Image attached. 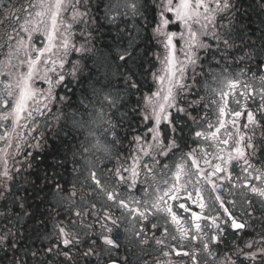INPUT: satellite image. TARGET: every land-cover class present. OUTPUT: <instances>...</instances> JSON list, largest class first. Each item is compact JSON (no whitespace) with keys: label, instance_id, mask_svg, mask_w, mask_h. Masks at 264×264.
Returning a JSON list of instances; mask_svg holds the SVG:
<instances>
[{"label":"snow or ice","instance_id":"obj_1","mask_svg":"<svg viewBox=\"0 0 264 264\" xmlns=\"http://www.w3.org/2000/svg\"><path fill=\"white\" fill-rule=\"evenodd\" d=\"M88 3L89 0H0V127L3 129L0 131V199H6L12 193L13 185L24 172L33 168L34 164L39 168L40 164L45 163L43 153H50L52 156L53 164L47 167H65L66 157L58 154L61 146L69 143L67 137L75 140L72 130L79 131L89 123L85 120L86 115L93 117V121L102 115L105 103L109 107H115L117 103L118 98L108 93L98 102L99 112L91 110V99L88 98L87 102L83 99L80 102L83 112L65 114L64 107L72 105L63 102L70 98L54 94V88L65 83L75 94V90L71 88L72 81L78 84L84 82L80 75L79 62L67 58L70 52L80 53L87 49L76 48L70 43L72 24L62 21L61 16L62 13L70 11L72 21L87 23L85 17L89 15ZM253 6L264 11V0H254ZM105 8L110 21H115L117 17L148 20L147 0L143 4L140 0H110ZM153 9L157 15H154L151 24L145 23L143 27L145 31L151 27L152 36L149 39L160 41L168 50L165 57V75L157 77L153 73V78L159 79L161 84L167 80V88L166 91L161 90L163 95L161 91H157L142 98L143 121L155 124V127L147 128V132L152 134L151 142L140 135L135 136L134 141L139 149L136 155L130 156L132 163L116 168L113 175L117 184H123L131 190L137 183L140 171H145L146 178L149 175L155 177L156 174L150 163H141V155L149 157L161 169L169 166L158 157L170 159L180 152L183 153L182 160L186 158V162L175 166L172 177L174 182L170 187L152 188L155 195L149 200L121 198L120 192L115 187L110 189L94 169L89 170L88 174L94 187H90L87 193L82 190V186L78 187L76 184L69 190L55 183L54 190L61 203L69 206L76 205L78 201L85 203V208L74 209V215L87 230L75 232L60 222L56 226L54 242L46 247H36L26 226L25 217L30 215L25 207L26 201L21 202L19 208L22 211L15 213L17 219L13 227L0 232V252L4 254L0 256V264H5V261L7 264H134L133 257L137 253L143 254V257L149 255L145 246L151 247L153 243L159 247L163 256L174 254L189 257L192 264H201V254L205 257L204 264H237L238 261L239 264H245V260L248 264H264V29H259V35L255 38L241 36L238 25L246 12H241L239 0H153ZM172 23L182 26L179 39L186 46L182 48L184 60L179 62L178 67L176 45L173 43L177 33L168 31ZM61 27L64 31L59 33L61 41L57 47L54 41ZM34 34L43 35L46 41L43 47H34ZM121 40L123 36L117 40L118 51L112 56V60L118 62L117 70H123L119 72V77L124 83L125 91L135 94L133 90H140L138 77L142 75L139 70L143 68V57L138 52L140 45L135 38L129 36L127 46L121 47ZM147 51L145 49L143 56L147 55ZM53 56L57 59H52ZM57 60L59 71L56 67ZM238 63L255 65L261 73L256 76L260 86L245 82L242 85L243 90L237 91L241 87L240 81L230 78L227 73L232 65ZM65 64L69 65L66 74L63 71ZM39 65L45 66V75L42 78L50 85L43 101L37 99V93L32 86ZM108 67L101 62L97 67L89 69L90 75L87 79H92L93 72L106 76ZM205 67L208 68L207 72L204 71ZM47 72L55 73L54 79L49 78ZM209 78L215 87L207 83ZM188 79L191 83L185 82ZM201 80L205 82L204 90L214 97L207 103H202L205 97L197 94ZM96 83L101 81L97 79ZM174 88L178 89L179 96L174 93ZM93 94H96L95 88ZM230 102L239 107L231 109ZM57 104L62 106L57 107ZM213 106L217 115L215 123L206 119L208 111H204L212 109ZM40 118H43L44 129L37 131ZM227 118H230V127ZM162 120L170 128L169 136L164 138H161L159 131ZM181 124L183 127H178ZM205 124L206 129L203 127ZM25 128L29 129L28 133L20 131ZM185 128L189 130L193 143L200 140L208 142L202 153L196 149L184 152L187 142L176 133H183ZM222 129L223 136L220 135ZM102 131L106 132L107 128ZM60 132H64V138L60 136ZM29 133L32 135L27 147L36 154L33 155V151L23 152L22 162L18 159L21 155L20 143ZM141 140H144V144L140 143ZM13 147L15 150L9 151ZM91 148L110 153V147L102 144L99 139ZM209 148L213 151H208ZM89 150L83 143L74 151L69 146L74 163L78 154L79 158H85ZM225 152L227 155L223 154ZM208 157L219 163L212 164ZM201 158L205 164H210L211 171L201 167ZM254 161H260V166ZM234 162L243 174L240 187L250 194L245 196L247 208L243 214L259 224L255 234L249 235L248 229L252 225L248 221H238L231 210L225 207V201L219 194L215 196V200L223 209V216H201L192 212L191 219L196 233L183 228L177 211H174L169 201H179V194L183 190L186 193L185 202L178 203L177 208L185 213L189 212L186 201L193 198V193L188 192L186 186L192 184L196 197L194 203L204 210L206 205L200 188L201 181L211 185L214 193L217 192L216 180H227L236 187L232 181L231 170ZM126 172H131V177L125 176ZM182 177H187L184 183H180ZM45 178L47 179V173ZM237 179L240 180L241 177L237 176ZM141 190L148 193V188ZM100 195L118 206L121 209L120 214L115 215L111 211L101 214L97 211L95 200H89V197ZM257 212L259 216L255 215ZM157 214L165 217L163 224L157 219L149 220V216L156 217ZM85 215L90 218L94 216L95 219L85 223ZM0 217L12 223L5 212L0 211ZM168 219L177 225L179 237L171 234L167 226ZM201 219L212 221L214 231L207 234V239L200 235L201 225L196 223ZM221 221L225 227L221 226ZM229 227L237 233H243L239 243L236 242V237L229 241L225 236ZM39 230L38 228L37 232ZM149 230L152 231L151 239ZM169 236L173 241L187 239L196 242L199 247L189 251L183 244L169 245ZM221 245H224L223 249ZM121 248L124 249L123 255H120ZM230 251L234 254H229ZM143 257H138L140 264H149V260Z\"/></svg>","mask_w":264,"mask_h":264},{"label":"flooded vegetation","instance_id":"obj_2","mask_svg":"<svg viewBox=\"0 0 264 264\" xmlns=\"http://www.w3.org/2000/svg\"><path fill=\"white\" fill-rule=\"evenodd\" d=\"M142 4V3H141ZM72 13L70 11L62 13L61 20L65 23H71L72 28L71 32L72 35L70 37V43L72 45H75L76 48H80V43L78 44L75 31H77V28H75V23H73L71 19ZM64 31L63 27L59 29V32L57 34V39L54 41V43L57 45V47L60 44L61 37L59 33H62ZM168 31L176 32L177 37L174 38L173 43L176 45L175 47V57L177 61V67L179 66V62L184 60V55L182 48H186L184 41L179 39V33L183 31L182 26H180L177 23H172L168 27ZM152 36V31H133V38H135L136 43L140 45L138 52L143 57L142 63L144 64L143 67L146 68L145 75L142 77V83L140 90L135 92V94L131 95L129 106H127V103L125 101H122L124 105H126V109H123V111L119 110H112L113 107H108L103 109V113L101 116H97L94 121L93 117L85 116V120L89 121V123L85 124L81 130L85 131L84 139L81 140V143L84 145H87L89 147V152L85 154V158H82V166L81 169L79 168V172L76 173L74 177L73 184H76L78 187L82 186V190L87 193L90 189V187H94L92 185L91 180L88 178L89 170L94 169L97 172V176L102 180L107 182V186L111 189L112 187H115L117 191L120 192L121 198H124L126 200H149L154 198L155 193L152 191L153 187H159V188H168L172 185L173 181V173L175 172L176 168L175 166L180 163H185L186 158L182 160L183 153L178 152L176 155L171 156L170 159L165 157H158L161 161H166L168 164L167 169H161L159 164H155L153 161L149 159V157H145L141 155V163L144 161H147L151 164L155 171V177L148 176L146 178L145 171H140V175L137 178L136 185L129 190L125 185L123 184H117L115 182V176L113 175V171L120 167L121 165L128 166L132 163L130 156L136 155L137 150L139 149V145L134 141V137L137 135H140L142 137H145V139H148L149 142H151L150 137L151 133L147 132V128L149 126L155 127V124L153 122H144L143 121V103L142 98L145 96H149L152 93H156L157 91H161L162 89L166 91L167 88V80L163 84H161L159 79L153 78V73L159 76L165 75V57L168 55V50L164 47L163 43L156 39H149V37ZM46 43L45 38L41 34H34L33 35V45L34 47H43ZM147 49V55L143 56V53ZM62 50V49H60ZM55 51V49H54ZM79 53L77 52H70L68 58L75 57ZM22 55V54H21ZM47 55V54H46ZM159 57V59H157ZM52 59H56V56H53ZM234 66L233 69L231 67ZM229 69L228 73H240L245 76H247V80H254L258 86H260V82L258 79H256L257 74L255 71L251 72L249 70V67L247 63H238L235 65H232ZM48 67H51V65H48ZM205 72L208 71V68L205 67ZM49 78L54 79L55 73L47 72L46 73ZM191 72L189 70L188 75L190 76ZM255 74V75H254ZM45 75V66L39 65L38 66V73L34 77L33 80V88L37 93V99L43 101V98L45 95H47L48 89L50 85L42 78ZM178 75V74H177ZM185 82L191 83V80L188 79ZM207 83L210 85L212 80L209 78ZM204 84L205 82L201 80L200 84V91L197 93L198 95H202L205 97V100L202 101V103H207L208 100L213 99L214 97L212 94L208 91L204 90ZM58 86V85H57ZM57 86L54 88V94L56 93ZM212 86V85H211ZM242 85L240 88L237 89V91H242ZM71 92V90H70ZM174 93L178 94V89L174 88ZM164 92L161 91V95H163ZM191 99V97H189ZM121 102V100L117 99V103L115 106L118 108V104ZM186 102V101H185ZM31 103V102H30ZM239 106L235 103L230 102V108L236 109ZM92 110V109H91ZM84 109L81 108L77 112H83ZM93 111V110H92ZM204 111H208V117L206 119H210L213 123H215L217 119V115L215 112V106L212 107V109H205ZM96 112V111H93ZM99 112V109H98ZM122 119V122L116 123V119ZM229 119V127L231 126V121ZM190 123V122H189ZM38 129L42 130L44 129V122L43 118H40L38 121ZM114 125V127H112ZM178 127H183V125H178ZM204 129H206V124L203 126ZM94 128L99 133L100 142L102 144H107L110 147V153H105L102 151H96L95 149L91 148V145L95 143L96 140H93L90 138L89 129ZM107 128V131H102L103 129ZM1 131H3L1 127ZM22 133H28L29 129H21ZM159 131L161 138L167 137L170 134V128L168 124L165 121H161L159 125ZM224 130H221L220 135L223 136ZM31 135L32 133H29V135L24 136L23 141L20 143L21 148V155L18 157L22 162L24 160L23 152L25 151H33V155L36 154L33 149H30L27 147V144L29 141H31ZM177 136H183L184 140L187 142V147L184 148V152L186 153L189 149H196L197 152H203V148L208 144V142L204 140H200L198 143H193V138L187 128H185L183 133H176ZM113 141H115L113 143ZM34 143V142H33ZM141 144H144V140H141ZM2 144V142H0ZM15 145V141H14ZM72 145V141L70 146ZM69 148V146H68ZM15 147L13 149H10L9 151H14ZM208 151H213L212 148H209ZM224 155H227V152L223 153ZM208 159L211 161L212 164L219 163L217 160H212L211 157H208ZM257 163V166H260V161H254ZM200 165L203 169L207 171H211L210 164H205L204 159H200ZM70 169H72L71 164L68 165ZM232 181L236 184V187H233L231 183H229L227 180H224L223 182L216 180L215 177H213V180H216L217 183V192H212L211 185L205 184L204 181H201L200 188L201 192L204 198L205 202V209L201 210L196 203H194L195 192L192 184H187V190L188 192L193 193V198L191 200L186 201V206L190 209L189 212L185 213L182 209H178L177 205L178 203L185 202L186 193L182 190L180 192L181 199L179 201H169V204L173 205L174 211H177L178 217L180 219V225L185 229H191V232L193 234L196 233V229L194 227V222L191 219V213L196 212L199 213L201 216L205 215H221L223 216V209L219 207V202L215 200V196L217 194L221 195V198L225 201V207H228L233 215L238 219V221H248L252 227L248 229L249 235H254L255 231L258 230L259 224L256 220H250L249 217L245 216L243 214L244 209L247 208V204L245 203V196L250 195L247 193V190L242 189L240 187V184L242 182V176L241 169L239 167L235 166V162L233 163L232 167ZM71 173V171H70ZM125 176L131 177V172L124 173ZM226 175V174H224ZM237 176H240L241 179L238 180ZM187 179V177H182L180 183H184V181ZM165 181L168 183L165 184ZM73 184H70L69 190L72 189ZM152 187H149V186ZM148 188V193L145 194L141 189ZM253 199H257L255 197H252ZM89 200H95L97 204V211H99L101 214L106 213L107 211H111L115 215H119L121 209H119L118 206H115L110 201H106V198L103 195L100 196H93L89 197ZM234 202V203H233ZM79 206L75 208H85L86 205L84 202L78 201L77 202ZM259 207V205H258ZM255 215L259 216V213L257 212ZM87 215H85L86 218ZM226 219V216L224 217ZM95 217H88V221L94 220ZM157 219L161 224L164 223L165 217L161 214H157L156 217L149 216V220ZM196 223H200L201 225V233L200 235L203 236L205 239H207V234L214 231L212 228V221L211 220H204L201 219L199 221H196ZM170 232L172 235H175L177 237L180 236V233L177 231V225L173 224L170 219H168L167 224ZM221 226L225 227L223 222L221 221ZM149 238L152 237V231H148ZM225 236L228 238L229 241L232 240L233 237H236V242L239 243L241 237L243 236V233H237L233 231L230 227L227 228V231L225 232ZM123 242V241H122ZM168 243L169 245H179L183 244L186 250L193 251L196 248L199 247L196 242L189 241L187 239H184L182 241L177 240L173 241L171 239V236L168 237ZM215 247V245H213ZM146 251L149 255L146 257H143V254L137 253V256L133 257L134 264H140V260L138 257H143L149 260V264H157L159 261V264H168L170 261L171 264H192V260L189 257H181L176 256L174 254L169 255L168 257H165L162 255V253L159 250V247L155 245L154 243L151 245V247L145 246ZM224 248V245H221V249ZM167 250V249H166ZM238 250V249H237ZM124 249L121 248L120 255H123ZM229 254H234L231 251ZM115 255V253H114ZM204 255H200V261L201 264H204ZM240 259H244L243 257H240ZM239 264V261L237 262ZM245 264H248V261L245 260Z\"/></svg>","mask_w":264,"mask_h":264},{"label":"trees","instance_id":"obj_3","mask_svg":"<svg viewBox=\"0 0 264 264\" xmlns=\"http://www.w3.org/2000/svg\"><path fill=\"white\" fill-rule=\"evenodd\" d=\"M108 1L109 0H89L87 5L89 8V15L85 17L87 23L73 21V23H75V28H77V31H75L77 42L81 44L80 48L87 49V51L80 52L75 57L67 58L68 60L79 62V67L81 68L80 75L84 81L83 84L72 81L71 88L75 90V94H73L72 90L70 92L67 83L57 86L55 94L70 98L63 102V104L72 105V107H64L65 114L77 112L82 108L80 103L81 100L83 99L87 102L88 98L91 99V109L98 112V102L108 93H111L113 97L121 100L118 104V108L115 106L112 110L117 109L123 111V109H126V105H124L122 101H125L127 106H129L132 94L125 91L124 83L119 77V72L123 70L116 69V63L118 62L112 60V56L118 51L117 40L119 37L123 36V40L120 41L121 47H126L129 36L133 38V31H145L143 25L145 23L151 24L154 15H157V13H155L153 9V0H147V21L138 17L136 19L120 18L114 22H110L106 16L105 8ZM144 2L145 0H140V3L143 4ZM239 3L241 5V12H246V15H243L242 22L238 25L241 30L240 34L244 38H247V36L255 38L259 35L258 30L264 29V11L253 6L254 0H239ZM150 30L152 31L151 27H149L147 31ZM60 51L62 52L63 50ZM101 62H103L105 67L110 66L108 67L107 75H97L93 72L91 73L92 79H87L90 75L89 69L97 67ZM247 65L249 69H251V72L255 71L257 74L260 73L254 64ZM56 67L59 71V60H57ZM68 68L69 65L65 64L63 70L65 74L68 72ZM233 68L234 66L231 67V69ZM139 71L142 73V75L138 77L141 87L143 80L142 76L145 75L146 68L143 67ZM69 79L71 78L69 77ZM97 79H99L101 83H96ZM93 88L96 89L95 95L93 94ZM56 106L61 107L62 104H57ZM103 107L108 108L109 106L105 103ZM119 122H122L121 118L116 119V123ZM61 123H63V120ZM72 131L76 137L75 140L71 137H67L69 143L62 145L58 154L61 157H66L65 167H47V165L53 164L52 156L50 153H43L42 155L46 158L45 163L40 164L39 168L34 164L33 168L24 172L15 182L12 193H10L6 199H0V211L5 212L12 221V223H9L4 217H0V232L13 227L17 219L15 213L22 211V209L19 208V204L25 201V207L30 213L28 217H25L27 221L26 226L33 241H35L36 247H46L54 242L56 239V226L60 222L75 232L87 230L79 222V218L74 215L75 207L59 206L57 204L56 200L58 195L54 190L55 183H59L68 189L70 184H73L74 177L82 166V158H79V154L77 161L75 163L73 162L72 151H69L68 146H70L72 141L71 148L74 151L77 146L81 144V140L84 139L86 132L81 129L79 131L73 129ZM60 136L64 138V132H60ZM69 164H71L72 169L68 167ZM74 168L76 169L75 172L73 171ZM45 173H47V179L45 178ZM83 219L85 223H90V221L87 220V216L86 218L84 216ZM41 221H43V224H41ZM38 228L40 229L39 232H37ZM3 255L4 254L0 252V256ZM5 264H7V261H5Z\"/></svg>","mask_w":264,"mask_h":264},{"label":"rangeland","instance_id":"obj_4","mask_svg":"<svg viewBox=\"0 0 264 264\" xmlns=\"http://www.w3.org/2000/svg\"><path fill=\"white\" fill-rule=\"evenodd\" d=\"M110 3V0L108 1L107 5ZM121 17H117L116 20L120 19ZM122 19H126V18H122ZM128 19V18H127ZM109 20V19H108ZM115 20V21H116ZM110 21V20H109ZM110 22H114V21H110ZM227 75L230 77V78H235L237 79L238 81H240L241 85H243V83L247 82V83H250V84H255L256 86H258V84L254 81V80H247V76L243 75V74H240V73H227ZM212 85V87H215L216 85L211 83L210 86ZM103 109H105V107H103ZM0 131H1V127H0ZM91 132L90 134V138L93 139V140H97L100 138L98 137L99 136V133L98 131H96V129L94 128H90L89 129V133ZM96 142V141H95ZM57 204L59 206H69L68 204L66 203H61L59 201V197L57 198ZM79 206V204L77 203L76 205L74 206H69V207H77Z\"/></svg>","mask_w":264,"mask_h":264}]
</instances>
